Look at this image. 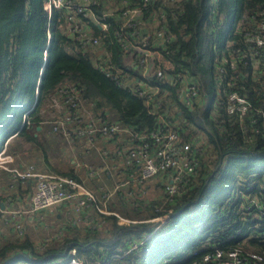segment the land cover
<instances>
[{"label":"trees","instance_id":"trees-1","mask_svg":"<svg viewBox=\"0 0 264 264\" xmlns=\"http://www.w3.org/2000/svg\"><path fill=\"white\" fill-rule=\"evenodd\" d=\"M46 1L0 0V150L9 136L39 144L29 129L34 130L43 121L41 109L65 87L69 94L75 89L77 108L84 119L100 117L117 121L137 132L151 131L163 120H169L184 141L193 145L199 142L198 167L190 185L179 196L165 193V175L157 177L161 194L151 199L142 195V184L129 181L115 189L114 199L109 204L106 202L108 210L117 216L103 215L92 208V217L104 220L101 227L89 222L82 231L69 227L66 235L42 247L38 246L42 243H35L27 236L16 238L0 245V264H47L49 259L63 257L67 250H74L85 264H92L101 256L126 248L129 241L151 233L158 223L150 220L162 216H168L166 222L139 251L122 261L190 264L197 257L191 255L192 251H210L208 245L214 244L221 247L227 237H232L227 244L236 246L241 237L234 231L241 223L244 196H257L264 201V128L257 117H254L259 122L256 124L246 118L243 123L247 128L243 129L236 117L224 111L187 107L180 102L178 86L172 85L170 79L158 83L160 94H168L154 97L160 103L156 113H151L142 97L106 77L94 65L96 54L107 51L110 64L128 68L139 76L130 69L115 36L122 23L119 15L122 0H112L113 4L111 0H95L89 6L93 16L107 25L106 29H100L89 14L69 13L65 7L49 13L45 9ZM125 1L130 6L142 5V0ZM75 5L80 4L75 1ZM263 7L264 0H179L176 4L152 0L143 16L158 14L172 36L166 50L160 47L159 40L154 44L164 59L174 65L168 75L184 73L210 96L215 94L219 80L238 73L242 80L239 83H244L242 92L256 106L264 100L254 93L249 75L242 76L250 71L248 66H237L235 73L229 64L224 65L222 73L216 67L221 63L228 40L237 41L234 29L239 19L245 15L246 25L247 19ZM73 23H78L88 35L98 37L99 47L81 48L68 33V26ZM113 145L107 157L115 162L124 161L119 172L124 173L125 179L133 173L138 175L136 166L127 163L124 155L115 153V148L123 147L124 143L117 141ZM58 174L80 182L73 172ZM249 185H252L250 190ZM118 217L131 222L120 224ZM239 247L245 252L264 253V242L257 240L241 243Z\"/></svg>","mask_w":264,"mask_h":264},{"label":"built area","instance_id":"built-area-1","mask_svg":"<svg viewBox=\"0 0 264 264\" xmlns=\"http://www.w3.org/2000/svg\"><path fill=\"white\" fill-rule=\"evenodd\" d=\"M78 1L80 5L76 7L74 0H47L45 9L50 13L52 9L65 7L69 13L89 14L88 16L93 17V21L98 24L100 29L107 28L104 22H99L90 12L89 6L95 4V0ZM151 1L142 0V5L139 7L130 6L125 0H122L119 7L122 23L115 36L125 53V59L130 69L134 72L137 71L139 76L133 75L128 68L122 69L110 64L107 51L96 54L93 59L95 67L117 84L127 87L131 93L142 97L153 114L156 113L157 104L160 103L159 99L155 101L154 97H165L168 94V92L160 94L162 90L158 83L170 79L172 85L178 86L179 100L185 106H201L202 109L211 107L221 113L224 111L227 115L236 117L239 123L243 125V129L247 128L243 123L246 118L250 119L251 124L260 122L264 128V101L262 105L255 106L242 92L244 83H239L240 74L235 73L237 66H248L250 71L242 76L245 78L249 75L255 86L254 93L264 100V7L257 13H253L247 19L246 25L244 24L245 15L236 24L234 34L238 35L237 41L232 38L228 40L223 57L220 59L221 63L216 67L219 73H222L224 72V65L229 64V68L235 74L226 77L224 81L219 80L214 94L215 101L212 102L210 96L198 84L189 81L184 73L177 72L168 75V72L174 70V65L171 61L164 59L154 44L159 40L160 47L166 50L165 45L171 42L172 36L162 25V20L160 21L158 14H152L150 17L143 16V11L150 5ZM169 1L172 4L179 2V0ZM160 16L161 19L164 17L162 14ZM68 27L69 35L77 40L81 48L99 47V38L88 35L78 23L70 24ZM71 92L69 94V91L63 87L58 90V95L51 98L52 105L58 108L59 113L57 124L53 129L57 130L60 126L72 140L86 139L89 145L94 143L97 138L112 143L123 142L124 146L115 148V153L124 155L131 165L138 168L139 173L137 176L130 174L129 177L117 184L116 189L129 181L135 184H144L150 179L165 175L164 189L167 195L179 196L185 192L186 187L190 185L191 177L197 171L196 155L200 149L199 142L193 145L184 141L169 120H163L162 124L151 131L137 132L134 128L123 126L117 121L103 120L100 117L84 119L83 114L77 108L75 89H71ZM254 117H257L259 122ZM71 125L76 126L71 127ZM7 145L8 140H5L0 150V170L6 172L16 181H34L31 195L26 204L6 210V202L0 201V213L8 212L10 224L8 222L7 224L20 238L24 229L23 222L42 210L66 202L73 203L71 209L73 215L68 216V222L72 227L86 221L97 227L103 225V219H96L92 216L84 217L85 213L83 214V212L87 209L96 208L100 214L117 216L108 210L105 203L101 207L94 206L97 203L94 193L72 177L47 175L36 171L32 165L26 168L10 167L11 156L6 152ZM107 197L105 196V199ZM242 205L240 217L242 224L240 223L235 227L234 231L235 235L241 237V241L236 246H229L227 243L232 237H227L222 242L221 247L214 244L208 245L210 251L194 250L191 255L197 257L190 264H264V253L245 252L239 247L241 243H246L249 240L264 242V201L262 202L257 196H244ZM82 215L84 219L81 217ZM167 219L168 216H162L150 220L158 223L151 233L145 234L139 240L129 241L126 248L107 256H101L92 264H126L122 261L123 258L132 252L139 251L142 244ZM129 222L131 221L118 217L120 224ZM60 237L61 235H53L49 242L47 240L42 241L40 242L42 243L41 246H38L49 245L51 241H57ZM65 253L67 256L49 259L47 264H85L82 258L75 255L74 250H67Z\"/></svg>","mask_w":264,"mask_h":264},{"label":"crops","instance_id":"crops-1","mask_svg":"<svg viewBox=\"0 0 264 264\" xmlns=\"http://www.w3.org/2000/svg\"><path fill=\"white\" fill-rule=\"evenodd\" d=\"M109 2L110 4H113L112 0ZM33 131L34 132L30 133L39 141V144L37 145L41 146L42 142H44V145L42 144L44 150L40 152V158L42 156V158L48 160V148L57 149L59 139H62V137L60 136H62L63 134L60 133L61 135H50V133L48 134L46 130L42 129L41 124L37 125ZM23 141L26 142V140H24L22 137H15L12 138L9 142V146L6 152L9 151V153L11 154L10 155L9 153H7L11 156V162L9 163V166L12 168H20L24 166L20 158V153L23 152L25 148V142ZM73 141L75 143L77 142V145L80 144L83 152L79 151L80 148L77 150L78 153L76 154L75 158L70 161V165H68L69 167H67V172H73V174L79 177L80 182L83 186H85L84 184L86 182L92 184V186L85 187L87 189H90L96 196L97 206L101 207L103 203L106 204V202L109 204L111 200H113V198L111 197L112 195L107 188H111L114 186V190L116 189L117 184L125 179L124 173L119 172V170H121L122 168L121 165L124 164V161L120 159L115 162L116 160H111L109 157H107L109 151L108 148L110 146H112V148H110L111 150L114 148L112 142H106L101 138H97L91 145L87 144L86 139H75ZM79 141L81 142L79 143ZM35 145L32 146L36 147ZM87 160L89 161L88 165L85 164ZM127 163H129V161H127ZM33 183V180H28L26 182L16 181L12 179L7 173L0 170V196H3L4 200L2 201L6 202L5 209H14L19 205L26 204L31 195ZM106 195H108V197L105 200ZM72 205V202H66L62 205L51 208L48 213V215L54 214V220L58 222L60 228L59 231H61L62 236L66 235L67 228H73L67 220L68 212H71ZM83 214L84 217H91L93 215V209H87L83 212ZM81 217H83V215ZM31 219L32 217H30V219L26 222L31 221ZM61 219H65V222L63 223ZM8 220V212L0 213V245H4L9 241L14 240V238H20V236H15L14 230L9 225L10 223L8 222ZM7 222L9 224H7ZM87 223L88 221L81 222L80 225L75 227H78V229L82 231V227H85ZM78 229L76 228V230Z\"/></svg>","mask_w":264,"mask_h":264},{"label":"rangeland","instance_id":"rangeland-1","mask_svg":"<svg viewBox=\"0 0 264 264\" xmlns=\"http://www.w3.org/2000/svg\"><path fill=\"white\" fill-rule=\"evenodd\" d=\"M214 72L216 70L214 69ZM217 89V87H216ZM51 101V99H50ZM210 101L214 102V94H210ZM58 108L54 107L52 105V102L47 103L40 111L41 116L43 117V121L40 123L42 125V129L46 130V132L50 135H58V134H63L62 139H59L58 142V147L57 149H49V158L48 160L40 158V152L43 149L44 142H42L41 146H38L37 144L35 145L34 143L30 141H23L25 142V148L23 152L20 153V158L21 162L24 165L23 167L20 168H26L30 165L33 166V168L41 173H45L47 175H59L58 173H65L67 172V167L70 165V161L75 158L76 154L78 153L77 150L80 148L79 151H82V148L80 147V144H76L68 135H66V132L63 128L60 126L58 127L57 130H54L53 127L57 124V120L59 118L58 116ZM87 117H89V113L86 114ZM30 132H34L32 129H30ZM38 133V132H36ZM52 133V134H51ZM60 134V135H61ZM13 136H9L6 140H8V145L7 149L9 146V142ZM39 139V138H38ZM83 141V140H82ZM81 141H79L80 143ZM35 145L36 147L32 146ZM84 148V146H83ZM112 146H110L108 149L111 150ZM9 153V151L7 152ZM10 154V153H9ZM11 155V154H10ZM85 164H89V161L87 160ZM47 172V173H46ZM134 174V173H133ZM62 176V175H61ZM84 176V175H82ZM137 176V175H136ZM84 178V177H83ZM86 187L87 186H92L90 183H85L84 184ZM135 185V184H134ZM143 187V194L145 197L151 199L154 197H157L158 195L161 194L162 190L158 186L157 183V178L150 179L149 181L145 182L144 184L141 185ZM33 187V186H32ZM114 186L111 188H107L108 191L111 193V197L114 199L115 195V189L113 190ZM248 190L252 188V185H249ZM90 190V189H89ZM91 191V190H90ZM51 208L42 210L38 212L36 215L32 216L31 221L28 222H23V234L22 237L27 236L29 237L30 240L34 241L35 243H40L42 241L47 240L48 242L50 241V238H52L53 235H61V231H59V224L57 221L54 220V214L48 215L49 211ZM73 215L72 212H68V216ZM67 216V220H68ZM62 222H65V219H61ZM64 220V221H63ZM1 226V224H0ZM15 236L18 234L14 231ZM15 239V238H14ZM54 241H51V243ZM56 262H58L56 260ZM17 264V263H15Z\"/></svg>","mask_w":264,"mask_h":264},{"label":"water","instance_id":"water-1","mask_svg":"<svg viewBox=\"0 0 264 264\" xmlns=\"http://www.w3.org/2000/svg\"><path fill=\"white\" fill-rule=\"evenodd\" d=\"M1 206H3V205L1 204Z\"/></svg>","mask_w":264,"mask_h":264}]
</instances>
